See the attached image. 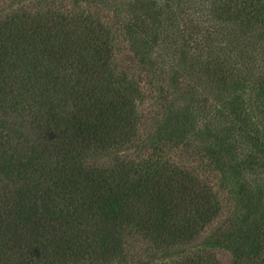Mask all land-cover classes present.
I'll return each mask as SVG.
<instances>
[{
    "label": "rangeland",
    "instance_id": "rangeland-1",
    "mask_svg": "<svg viewBox=\"0 0 264 264\" xmlns=\"http://www.w3.org/2000/svg\"><path fill=\"white\" fill-rule=\"evenodd\" d=\"M93 20L119 33L132 31V41L121 46L125 54L119 59H112L111 53L108 57L101 54L104 37L92 32ZM190 36L209 37L207 47H192V59L179 62L201 83L204 94L191 100L184 96L170 99L165 79L173 75L177 79L181 71L171 64L170 55L174 50L177 63ZM257 53L259 68L254 62ZM104 63L125 70L121 79L144 85L149 107L141 113L118 107L137 130L125 136L123 121L112 120L109 136L114 143L85 149L82 159L87 166L112 170L129 161L140 162L150 153L168 157L171 147L182 145L194 155L222 148L230 137L245 139L250 148L264 141V0H0V136L14 139L9 152L14 161L37 164L34 169L39 172L54 166L57 148L46 141L45 128L51 118L58 120L61 129L70 128L81 100L96 96L112 100L108 82L94 73ZM202 126L206 128L203 132ZM242 132L246 133L243 137ZM208 174L215 178V190L223 201L219 218L204 228L205 238L191 247L165 250L153 247L142 234L133 237L136 227L128 226L127 245H121L129 250L128 264H164L175 255L210 248L206 242L219 227H232L242 236L254 221L260 225L264 168L255 175L240 163H218ZM7 177L0 172V185ZM119 182L115 176L109 184L120 197L127 191L119 192ZM90 194L88 186L80 193L85 207L93 206L94 224L101 220L102 208L121 206L119 199L104 203ZM250 194L257 198L253 205ZM177 212L182 221L186 212L182 208ZM252 248L250 241L242 239L235 253L220 250L221 262L238 264L235 255ZM91 261L118 264L109 258ZM61 262L72 264L66 259ZM33 264H52V259L41 258Z\"/></svg>",
    "mask_w": 264,
    "mask_h": 264
},
{
    "label": "trees",
    "instance_id": "trees-1",
    "mask_svg": "<svg viewBox=\"0 0 264 264\" xmlns=\"http://www.w3.org/2000/svg\"><path fill=\"white\" fill-rule=\"evenodd\" d=\"M92 24L95 25L90 27L92 32L104 37L100 43L101 54L108 57L107 53H111L114 60L125 54L121 46L130 45L132 31L119 33L112 26L96 20ZM208 39L206 36L185 39L186 50H180L183 59L180 57L177 61L179 65L174 61L176 56L172 50L171 64L181 71L177 79L174 75L165 79L168 98L184 96L191 100L204 94L201 83L187 69H182L179 62L192 59L189 56L192 47H207ZM257 52L261 54L259 50ZM259 53L254 58L258 64L261 63ZM101 67L94 73L108 82L112 100L102 96L81 100L78 112L70 120V128L61 129L58 120H49L45 138L57 148L53 167L39 172L34 169L37 164L22 160L17 163L9 155L14 149V139L9 135L0 136V172L8 176L6 183L0 185V264H33L41 258H51L52 264H62L64 259L72 264H91V259L102 258L128 264L129 250L121 247L122 243L127 245L124 240L128 226L136 227L133 237L139 238L142 234L153 247L161 246L165 250L191 247L205 238L204 228H209L221 215L223 198L215 190V178L208 170L218 163H240L255 175L263 172L264 141L259 142L254 137L253 142H259L258 147L252 144L250 148L245 139L230 137L222 148L194 155L182 145L171 147L168 157L150 153L140 162L129 161L112 170L85 165L82 159L85 149L114 143L115 139L109 136L112 120L123 121L125 136L129 137L137 130L136 126L133 129L135 123L123 115L126 112L118 107L126 108L127 113H141L149 107V95L144 85L121 79L125 70L116 64L109 68L104 63ZM36 118L41 119V115L37 113ZM205 130L202 126L201 131ZM188 160L197 166H192ZM115 176L120 181L119 192L127 191L120 197L109 184ZM84 186L91 190L90 198L95 196L99 202L119 199L120 208L105 206L100 212L101 220L94 224L93 206L85 207L80 195ZM250 201L253 205L257 198L251 196ZM138 202L141 203L136 204ZM179 208L186 212L182 221L178 218ZM139 210L143 213L136 214ZM209 239L206 243L210 248H198L183 257L175 255L164 264H222L220 250L233 253L242 239L250 241L253 248L239 253L240 256L235 255L238 264H264V218L259 226H255L254 221L242 236L232 227H219Z\"/></svg>",
    "mask_w": 264,
    "mask_h": 264
}]
</instances>
